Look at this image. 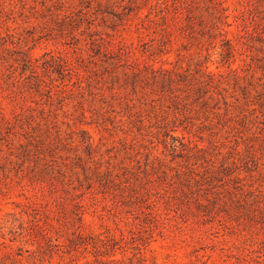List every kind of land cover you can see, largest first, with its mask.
<instances>
[{"label": "rangeland", "instance_id": "obj_1", "mask_svg": "<svg viewBox=\"0 0 264 264\" xmlns=\"http://www.w3.org/2000/svg\"><path fill=\"white\" fill-rule=\"evenodd\" d=\"M161 1L0 0V264H264V0H223L231 30L234 8H257L247 45L187 35ZM58 59L70 69L56 70ZM197 64L235 69L251 105H237L243 94L230 85L203 105L182 82L173 93L152 83L151 69L186 79ZM224 100L236 119L217 115ZM98 171L120 185L139 177L149 194L207 198L211 211L184 201L199 213L129 232ZM72 223L84 236L76 251L65 246Z\"/></svg>", "mask_w": 264, "mask_h": 264}, {"label": "trees", "instance_id": "obj_2", "mask_svg": "<svg viewBox=\"0 0 264 264\" xmlns=\"http://www.w3.org/2000/svg\"><path fill=\"white\" fill-rule=\"evenodd\" d=\"M147 1V0H146ZM159 2H157L158 4ZM223 0H162L160 11H172L173 17L178 21L179 29L182 32L187 33V35L194 36L196 34V38L203 39H215L217 36H223L224 34L231 33L234 39L241 40L244 45L248 43V37H250L253 31L247 28V19L250 18L254 24H259V21L262 19L256 15L257 8L255 6L247 7V5L241 8H234L235 15L234 21L236 22V29L231 30L228 27L232 25L229 23L226 18L228 15H224L223 8ZM162 18L164 16H161ZM165 22V17L163 18ZM222 41L228 42V45L224 47L223 57H232L233 51L232 47L229 43V39H221ZM101 45H97V49L95 50V54L98 57L99 54H105L103 49H101ZM246 51V49H245ZM25 58L23 61L28 63L31 66V69L35 72V66L31 65V57L28 55H24ZM56 70H69L70 67L66 61L62 59L57 60ZM152 72V83H156L157 88L161 93L168 92L173 93L174 90L178 88V84L182 82L185 85V89L190 93L196 95V99H201V103L205 105L208 101L213 102L215 105L220 101L221 97L225 98L220 87H222L223 91H227V85H230L231 88L238 87L241 89L243 94V101L239 102V98H236L240 104L243 106H250L251 99H248L249 91L245 85H243L240 81L239 75L236 70H230L226 75L224 74H215L211 71H207L200 64H197V68L195 72L197 75L194 77L184 79L174 78L170 72L167 70H158L151 69ZM36 75V74H35ZM136 76V74H134ZM135 78V77H133ZM231 81V82H230ZM37 87L44 84V80L41 78H37L36 80ZM133 86L142 87L140 85V81L136 84V81H133ZM264 88V87H263ZM247 93V94H246ZM264 95V91L261 92ZM171 100H175V97H171ZM224 112L222 114H217L218 116L229 115L233 119L238 117V111L236 113V106L232 104H228L226 100H224ZM15 117H19L20 113L16 111L13 112ZM179 117L174 116V119ZM174 120H171L173 122ZM170 121H163L162 126L165 128ZM183 129H186L184 126ZM109 172V171H108ZM106 172L108 176L111 174ZM127 172V171H126ZM142 172L144 176L147 174V168L139 170V173ZM125 173V172H123ZM99 178V184L103 187L101 192L106 193L110 189L113 191L112 199L113 201L119 205L118 213L115 216L117 218V222L124 219L125 224L130 226L129 232H133L135 227L137 228V232L145 233L151 232L153 228L156 227V222L159 220H170L171 216L179 217L181 219H185L189 212L197 214L199 212H210L211 209L208 206L207 198H204L202 201L199 200L196 196H191L187 191L183 192V199L187 205L192 203L194 208L199 212H193L192 210L186 213V211H182L179 205L185 204L181 199L182 196L176 192L171 194L164 195V191L161 190L160 186H156L157 189L155 193L149 194L147 191L142 192L140 189L143 187V183L141 182L139 177H134V179H129L127 176L123 177L125 185H120L121 182L115 180L114 177H110L109 179L102 177L101 172L98 171L96 174ZM116 176V175H115ZM84 178L88 179V177L84 174ZM139 178V179H138ZM31 179L33 182L37 183V181L42 180V175L32 174ZM208 179V177H207ZM185 184H191L190 177L184 178ZM186 187V186H185ZM190 187V185H189ZM187 188V187H186ZM124 189H127L128 192H125ZM118 190L119 192H114ZM115 199V200H114ZM78 206L77 204H75ZM80 206V205H79ZM174 211V214L171 213ZM249 214V213H248ZM122 215V216H121ZM76 217L72 218V222L81 223L82 216L81 213H75ZM230 217V216H229ZM249 217V215H246ZM232 220H236L230 217ZM247 219V218H246ZM250 222V221H248ZM75 223H72L73 231L72 237L67 239L65 246L68 251H76L79 248V244H81L83 233L79 231V226H75ZM230 227H235L234 224L230 223ZM44 227L42 225H38V229L40 233H45ZM123 236V234H121ZM134 238V236H131ZM111 239H113L111 237ZM122 239V238H121ZM94 244V248H96V243ZM259 245L264 247V241L260 240ZM115 263V262H114ZM116 264V263H115ZM142 264V263H139Z\"/></svg>", "mask_w": 264, "mask_h": 264}]
</instances>
